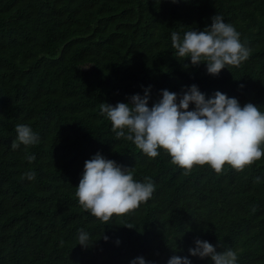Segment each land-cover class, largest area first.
Wrapping results in <instances>:
<instances>
[{
  "label": "trees",
  "instance_id": "obj_1",
  "mask_svg": "<svg viewBox=\"0 0 264 264\" xmlns=\"http://www.w3.org/2000/svg\"><path fill=\"white\" fill-rule=\"evenodd\" d=\"M218 14L251 55L214 76L175 57L171 34L202 31ZM192 85L264 113V0H0V264H167L175 255L213 264L190 255L197 238L232 249L237 264H264V156L243 171L197 165L184 175L162 148L152 159L118 140L100 114L101 103H130L149 86L152 107L162 90L179 100ZM17 124L39 142L12 150ZM98 152L155 189L107 224L75 195ZM28 171L35 180L22 178Z\"/></svg>",
  "mask_w": 264,
  "mask_h": 264
},
{
  "label": "clouds",
  "instance_id": "obj_2",
  "mask_svg": "<svg viewBox=\"0 0 264 264\" xmlns=\"http://www.w3.org/2000/svg\"><path fill=\"white\" fill-rule=\"evenodd\" d=\"M212 21L202 31H187L182 39L172 32L171 42L175 57L190 58L192 66L206 64L207 72L218 76L225 67H239L247 61L251 49L241 43L240 33L221 15L214 16ZM150 91L151 86L143 97L131 96L130 103L113 106L105 102L99 106L100 114L111 121L116 138L133 142L149 158L158 157V149L162 148L171 156V163L185 169L184 175H188L197 165H209L217 174L222 173L225 164L243 171L264 156V113L256 105L241 106L237 98L220 91L206 98L197 85H192L180 94L179 100L176 93L162 90V98L149 107ZM190 105L195 107L190 109ZM15 132L12 150L21 144L39 142L38 135L28 125L17 124ZM25 158L30 163L36 159L34 155ZM131 169L99 152L85 161L75 193L82 209L107 224L113 216L125 215L146 203L155 190L154 184L147 178L145 182L135 181ZM22 178L35 180V172L28 171ZM78 239V244L85 248L92 244L83 230ZM194 243L195 247L188 249L193 257H210L213 264H237L238 256L232 249L218 252L216 246L199 238ZM131 264L148 262L137 257ZM167 264H192V261L175 255Z\"/></svg>",
  "mask_w": 264,
  "mask_h": 264
}]
</instances>
